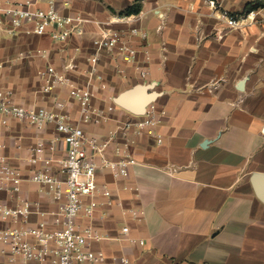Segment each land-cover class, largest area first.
<instances>
[{
    "label": "crops",
    "instance_id": "1",
    "mask_svg": "<svg viewBox=\"0 0 264 264\" xmlns=\"http://www.w3.org/2000/svg\"><path fill=\"white\" fill-rule=\"evenodd\" d=\"M63 1L70 2L61 5L65 13L79 11L88 18L83 36L55 44L34 33L0 35V88L13 102L52 108L66 98L72 121L103 138L129 111L119 106L108 112L109 120L84 123L78 100L61 87L44 92L39 71L53 64L87 84V57L100 22L129 14L131 23L114 26L148 32L149 72L141 77L133 65L102 54L98 68L105 87L90 83L93 102L107 109L121 92L149 84L167 110L158 127L163 140L144 134L130 147L138 162L127 178L115 179L109 170L98 174L99 185L112 193L97 194L94 215L81 214L78 222L105 235L93 246L104 251L105 260L77 264H264V199L256 187V180L264 183V7L255 23L232 28L206 0ZM217 1L234 13L255 2ZM41 140L47 147L56 140L53 153L65 154L54 125L0 123V155L21 170L22 195L40 202L43 210L56 209L59 204L30 179L36 165L29 158ZM0 201L13 204L8 190L0 189ZM42 218L33 214L29 224ZM9 224L0 220V228ZM123 226L129 227L128 235L122 234ZM5 247L0 243V264L8 263Z\"/></svg>",
    "mask_w": 264,
    "mask_h": 264
},
{
    "label": "built area",
    "instance_id": "2",
    "mask_svg": "<svg viewBox=\"0 0 264 264\" xmlns=\"http://www.w3.org/2000/svg\"><path fill=\"white\" fill-rule=\"evenodd\" d=\"M213 13L220 11L229 27L237 28L255 23L264 6L251 8L242 13L230 12L221 8L217 0H206ZM69 6V1L61 0H0V35L15 36L21 32L47 36L55 44H67L74 37L83 36L88 18L81 12L65 13L61 5ZM134 16L129 14L114 15L103 25L98 26L92 38L94 51L87 57L91 65L85 69L88 83H81L65 70H59L48 64L39 71L42 90L46 93L57 88L68 91L78 100L81 121L97 124L109 120L108 112L119 108L115 99L107 109L93 102L90 83L94 80L105 87L104 75L98 64L102 54L122 59L133 65L141 77L148 74L152 51L148 42V32L140 26L126 28L116 24H128ZM139 39L140 44L136 43ZM44 54L42 50L37 51ZM145 64H140V55ZM68 101L60 98L55 107L26 106L13 102L9 93L0 88V123L10 125L20 121L43 129L54 125L62 134L65 142V154L56 156V140L38 141L32 149L30 163L36 165L30 179L43 186V190L53 201L59 204L56 209L43 210L40 202L30 201L22 195L18 183L24 177L21 170L11 166L5 156L0 155V189L8 190L13 204L0 201V220L10 223L0 228V243L7 253V264H77L95 263L105 260L102 250H94V243L105 235L91 224L78 222L81 214L93 216L98 205L95 196L103 194L109 197L110 187H101L98 174L109 170L115 179L127 178L130 169L138 161L131 151V146L140 135L156 136L162 141L158 127L167 115V110L159 106L156 100L150 101L143 113L129 111L126 118L119 120L106 135L101 138L87 133L83 126L72 121L65 110ZM121 107V106H120ZM107 113V114H106ZM124 139V141H120ZM113 152V157L107 151ZM50 151V153H47ZM13 183V184H12ZM127 187V185H125ZM138 216V210L132 209ZM33 214L43 218L35 225L29 224ZM50 217L52 221H48ZM123 235L129 234V227L123 226ZM144 244L143 239L140 240ZM125 263L129 259L121 257Z\"/></svg>",
    "mask_w": 264,
    "mask_h": 264
},
{
    "label": "water",
    "instance_id": "3",
    "mask_svg": "<svg viewBox=\"0 0 264 264\" xmlns=\"http://www.w3.org/2000/svg\"><path fill=\"white\" fill-rule=\"evenodd\" d=\"M149 89H151L149 84H137L133 88L121 92L115 98V102L130 112L143 113L146 105L156 98L155 92L149 91ZM256 187L258 194L264 199V183L256 180Z\"/></svg>",
    "mask_w": 264,
    "mask_h": 264
},
{
    "label": "trees",
    "instance_id": "4",
    "mask_svg": "<svg viewBox=\"0 0 264 264\" xmlns=\"http://www.w3.org/2000/svg\"><path fill=\"white\" fill-rule=\"evenodd\" d=\"M261 6H264V0H255V2L252 4L250 3L245 10H249L251 8H258V7H261ZM129 12H132V11H138V8H130L128 10Z\"/></svg>",
    "mask_w": 264,
    "mask_h": 264
}]
</instances>
